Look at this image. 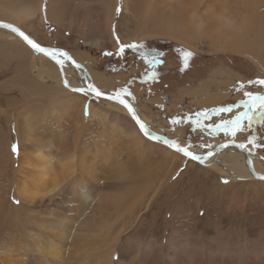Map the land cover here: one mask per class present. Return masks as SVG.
Segmentation results:
<instances>
[{
  "label": "bare ground",
  "instance_id": "1",
  "mask_svg": "<svg viewBox=\"0 0 264 264\" xmlns=\"http://www.w3.org/2000/svg\"><path fill=\"white\" fill-rule=\"evenodd\" d=\"M121 1L122 13L120 20L115 28H113V21L116 18L118 6ZM121 1L45 0L44 2V0H0V22L12 24L32 40L38 42L36 39L39 37L47 38V32L42 31L45 19H52L58 23L57 25H61L62 21H64L63 19L70 12L75 15L76 29L74 31L84 37L86 45L117 48L119 42L115 41L113 37V30L116 29V34H119L121 43H127L130 40L142 42L151 39H170L179 42L186 48L200 53H207V55L214 54L213 56H215L217 54L226 56L227 54L225 53H231L233 56L248 60L260 70V75L264 77V0ZM68 6H71V8L68 9ZM87 12L91 13L90 19H93L91 22L89 20L90 23L88 24L84 20H80V18L85 17ZM59 30L58 32H60ZM0 38L5 39V41L2 40L0 46L4 44L6 46L4 48L5 51L0 52L4 54L0 55V61L5 60L8 55L16 59L18 61L17 74L27 73L25 66L29 54L33 55V53H38L49 59L52 58L50 60L57 62L60 71L57 69L56 82L60 84L62 79L64 85V87L59 86V89H54L56 87L50 85L52 83L47 82L46 89L50 92L51 113H45L43 115L28 113L22 115L21 118L19 117V122L15 121L14 129L17 131L20 147L16 166L13 167L15 173H17L16 178H10V182H12L15 189L17 201L22 205L21 208L20 206L16 207L23 211L25 219L23 220L21 214H17L15 211L13 212L14 215H12L6 210V206L3 203L0 205V264H113L114 249L118 243L117 238H119L118 234H114L113 228L125 213L132 214L131 207L135 206L140 200V196L137 195L131 199L133 201L132 204H129L131 201L129 203L128 201L126 202V199H128L127 195H132L142 188L141 185L139 187L137 186V190L131 192L135 190L137 185L136 180L139 183L142 177L140 178V175L137 174L140 178L137 179V176L135 177V175L133 176L132 173L128 172L129 170H127L126 166L116 160L115 154L112 151L113 149L111 150L107 144H99L93 141L88 142L85 149H76L79 140L82 139V129L84 126H87V122L95 119L99 124H102L108 118V114L103 107H95L92 101L89 104L87 103L89 105L88 116L85 117L83 115L84 102L96 96L87 90V87L88 85H92L95 89L100 90L103 86L108 85L109 81L107 82L106 77L96 68H88L83 64L82 68L74 64L75 58L68 52L58 49H56L57 52L52 51V53H48L49 50L47 53L38 51L19 34L9 28L3 27L2 24H0ZM45 47L47 48L48 46L46 45ZM221 56L220 59L222 58ZM44 78L45 80H49L46 76ZM222 81L219 84L215 83L216 87L213 90L210 86L211 84L213 86L215 85L210 80L206 84V89L202 87L199 89L207 93L205 95L207 100L209 99L210 102L213 100L218 102L219 106L214 109L225 108L231 105L232 100H230V103H227V99H230L231 92L233 94L236 92L231 89L229 84L238 81V79L227 75L223 77ZM70 88H83L85 91H73ZM192 90L189 92H192ZM199 90L195 92L199 93ZM77 92L83 94V99ZM119 95L126 98L122 94ZM235 96L237 95L235 94ZM99 98L109 103L120 105L126 114H131L129 107H125V104L121 105L120 101L104 97ZM62 99H65L66 102L63 103L61 101ZM128 101L130 102V100ZM57 103L64 106L60 109L62 114H66L72 119H70L73 126V134L71 136L72 146L70 140L68 141L67 134L65 135L60 128L51 126L52 128L50 127L47 133H44L46 132L45 130L42 133L38 131L39 126L49 118L56 119L57 122L62 120L59 111L52 117V114L58 109V107L56 108ZM235 105H231V109ZM132 106L135 109V105L132 104ZM225 113L227 112H221L220 115H224ZM108 122H111L110 129L114 131L113 126L119 120L116 119ZM141 122L144 126L149 127L150 130L165 136L164 133L148 125L144 120H141ZM44 125L47 126L50 124ZM135 125L132 123L128 127L126 125L127 129H120L121 132L119 130L117 131L119 134H125L133 146L139 145L142 147L140 144L146 142L142 136L145 134L136 122ZM220 132L222 133L220 134ZM226 132H223L221 129L220 131L214 132L215 136L219 134L217 137H220L222 142L216 144L208 154L204 153L201 149L205 147L200 146L199 148L193 145L195 148L192 150L196 151L195 149H197L200 152L199 154L192 153L200 157L199 160H202L201 164L204 163L218 168H226L232 177L239 179L242 177H255L249 171L247 165H245L246 156L230 143L236 141L227 140L229 133L225 134ZM146 137L152 140L155 139L150 136ZM165 137L167 138V136ZM159 141L162 142L161 139ZM176 143L183 147L178 140ZM219 146L221 147L219 148ZM167 147H169V151H174L179 154L172 146L167 145ZM247 153L255 172L257 170L259 171V167L260 169H264L263 162H259L258 166L255 163L253 164L255 160L254 152L247 150ZM229 155H232L229 160L234 158L229 164L228 162L226 164L225 161L224 163L220 162L222 158L225 159ZM255 161L258 160L256 159ZM101 173L105 175H101ZM134 177L136 180H134ZM143 191L141 189L139 194L142 195ZM64 194L67 195L69 201L72 203H65L64 205L59 203L61 201L59 198ZM62 200L65 199L62 198ZM150 204L151 199L143 211L148 209ZM136 216L138 219L140 215ZM16 222H23V230L20 228L22 231L19 230V232L23 233L24 236L14 234L10 237L9 233L16 226ZM133 223H135V226H133L135 231L134 235H138L141 240L153 236L154 232L159 231L160 227L164 226H161V224L159 226L154 223H146L143 225L141 221H130V224ZM125 225V223L122 224V226ZM189 227L187 226V228ZM17 228L19 226L15 227L16 232H18ZM196 237L197 239L194 240L187 238L178 243L176 242L174 249L177 252H179L178 248L180 247L181 249L191 247L200 250L205 253V263L202 261L204 264H264V253L262 252H251L246 248H240L235 254L228 255V248L231 247V245L229 246V242L226 241L220 244L218 240L214 239L215 237L208 241V239H204L202 231H199ZM150 244V246H145V248L154 251V248L158 244L157 240L151 241ZM214 251H218L219 254L213 256ZM180 257L181 261H186L182 255ZM159 259H162V257ZM163 264L175 263L173 260L165 259Z\"/></svg>",
  "mask_w": 264,
  "mask_h": 264
},
{
  "label": "rangeland",
  "instance_id": "2",
  "mask_svg": "<svg viewBox=\"0 0 264 264\" xmlns=\"http://www.w3.org/2000/svg\"><path fill=\"white\" fill-rule=\"evenodd\" d=\"M70 8L71 6H68V9ZM121 8L122 1L119 3L116 18H114L113 21V28H115L120 20V15L122 13ZM68 14L69 15L63 19L64 21H62L61 25H57L58 23L52 19H45L42 31L48 33H46L48 39L46 37H39L41 39L37 38L36 40L44 46L47 45L50 48H55L60 51L63 50L72 54L75 58L74 61L79 64L101 71L106 77L107 82L109 81L110 83L108 82V85L100 88V91L115 94L119 89H126V91L120 94L126 96V98L135 105V109L141 120H144L148 125L164 133L167 138L178 140L184 148L195 154H199L200 151L197 149H195L196 151L192 150L195 148L193 146L199 148L200 146L205 147L201 149L204 153L208 154L209 151L213 150L216 144L222 142V140H220L221 138L217 137L219 134L215 136L214 132L209 134L203 131L202 133H204L205 136L202 138L197 137L196 132L192 128L193 126L190 125L196 122V118L190 116L191 111L194 112L201 106V99L203 97L205 98L207 94L204 90H199L201 88H197L200 86L206 89V84L210 80L211 83L214 82L213 84L215 85H209L213 90L216 87L215 83H222L223 77L227 75L238 79V81L229 84L231 89L236 91L235 94L237 96L231 92L230 99L227 101V103H230V100H232L234 103L233 105H236L231 112L220 115V118L229 119L231 115L237 116L239 113L244 112L246 109L241 101L251 100L252 105H250L248 111L250 114L252 113L253 119L251 120V124H249V120L246 117V119L244 118L242 120L238 128L230 130V126L227 132L224 129L221 130L226 132L225 134L229 133L227 140H234L240 145L243 144L245 149L254 152L255 160L257 159L258 161L254 160L253 164L255 163V165L258 166L259 162L264 163V120L259 119L257 116L261 105L259 97L264 96V85L249 83L250 81L255 82L264 80V77L260 75V70L248 60L233 56L231 53H225L227 54L226 56L217 54L215 56H213L214 54L207 55V53H200L186 48L179 42L170 39H151L142 42L130 40V42L121 43L119 34H116V29L113 30V37L115 41L119 42L117 48L86 45L84 37L78 35L77 32L76 34L74 31L76 29L75 15L70 12H68ZM90 17L91 13L87 12L85 17L80 18V20H84L88 24L93 20L90 19ZM101 18L99 19L102 20ZM58 29H60V32H58ZM2 40L5 41V39L0 38V43ZM141 44L156 47L162 52L161 65H154L152 68H149V58L139 53V46ZM121 45H137V47H125L122 54L118 55L117 52ZM5 47V44L0 46V52H3ZM48 53H52V51H48ZM108 53H112V55H108ZM187 53H191V55L189 56ZM0 55L4 54L0 53ZM220 56L222 57L221 59ZM46 58V56H41L38 53H33V55L29 54V60L27 59V64L25 66L27 73L21 74H17L18 61L16 59L8 55L5 60L0 61V205L3 203V205L6 206V210L12 215H14V211L17 212V214H21L23 220L25 219L23 211L16 207L20 206L21 208L22 205L17 201L15 189L12 182H10L13 177V179L16 178L17 173H15L13 167L16 166L20 147L17 131L14 129V126L16 124L15 121L19 122L21 116L24 114L38 113L43 115L52 112L50 107V92L46 89L47 82L52 83L50 85H54L56 87L54 89H59V86L64 87L61 76V82L59 81L60 84L56 82L57 69L59 70L57 62L55 60H50L52 58ZM44 76L48 77L49 80H45ZM149 76L154 77V79H150ZM242 83L246 85L243 86ZM191 90L192 92H189ZM197 90L200 92L196 93L195 91ZM245 93H252L253 95L249 97L246 96ZM79 94L83 99V94ZM191 94H194V96ZM96 97L97 96H94L84 102L83 115L85 117L88 116V104L92 101L95 107H103L108 114V118H106L102 124H99L95 119L87 122V126L83 127L84 130L82 129V139L79 140L76 149H85L88 142L93 141L99 144H107L110 146L111 150L113 149L112 151L115 154L116 160L126 166L127 170H129L128 172L132 173L133 176L135 175V177L137 176V179L139 178L138 175H140V178H145L143 180L139 178V184L138 180L134 177V180L137 181V185L135 190L131 192L136 191L137 186L139 187L141 185L142 188H140V190H144L143 194L141 193L142 195H140L139 190L132 195H127L128 199H126V202L128 201V203L137 195L140 196V200L135 206L131 207L133 211L132 214L129 215L125 213L121 220L114 225L113 232L114 234H118L119 238H117L118 243L114 249L113 264H163L165 259L173 260L175 264H204V252L191 247H187L186 249H181L180 247L178 248L179 252L174 249V244H176V242L178 243L187 238H192V240L197 239L196 236L199 231H202L204 239H208V241L215 237L214 239L218 240L220 244L226 241L229 242V246L231 245V247L228 248V255L235 254L240 248H246L251 252L258 251L264 253L263 179L255 177H242L239 179L232 177L226 168H218L210 166V164H201L189 160L181 153L178 154L174 151H169V147L163 142L155 139L152 140L145 135H142L146 141L140 144L142 147L139 145L133 146L125 134H119L117 131L119 130V132H121L120 129H127L132 123L135 125L132 114H126L124 112L125 110H122L123 107L120 105H115L114 103H109L102 100V98ZM173 98L175 101L172 103L177 104L176 109L179 110L173 108L167 110L165 106H161V103L166 105L170 101H173ZM208 100L205 98L204 105L205 107L208 105V111L214 114L215 112L212 111L214 110L213 104ZM61 101L63 103L66 102L65 99ZM62 102L60 103L63 104ZM154 102L156 103V107ZM197 104H199L198 107ZM59 105L60 104L57 103L56 108L58 107V109L52 114V117L59 111L62 120L57 122L56 119L49 118L39 126L38 131L42 133L45 130L46 132L44 133H47L51 126L60 128L65 135L67 134L66 136L69 138L68 141L70 140L72 146V119L70 116L62 114L60 109L64 106ZM204 105L201 107H204ZM150 111L153 113L155 112L154 114L158 115V117L151 116L149 114ZM163 112H166L168 115H177V118H179L181 122L184 120V116H189L190 120H184V123L180 126L183 128L181 129L178 127V123L181 122L175 123L170 121L171 124L163 123L166 120V116H168H162V114H164ZM216 115L214 114L215 117L212 121L217 122L219 117L216 118ZM157 118H163V121L161 122V120ZM177 118H174L175 121H178ZM116 119H118L119 122L114 124L113 128L115 130L111 131V122L108 121H114ZM44 124L50 125L46 126ZM185 126L190 127L186 137L181 138L174 136L177 133L176 131L184 130ZM173 127L178 129L176 130ZM221 133L222 132H220V134ZM179 134L181 135L180 132ZM250 137L252 139H249ZM211 138H217V140ZM148 145H150V148ZM13 146L15 147V151H13ZM231 156L232 155L226 158L224 157L226 160L221 157L222 161L220 162L224 163L225 161L226 164L227 162L229 164L234 159L232 158L229 160ZM218 157L220 158L219 155ZM257 172L264 173V169H260L259 167V171L257 170ZM18 175H20V173H18ZM101 175L105 174L101 173ZM148 184L151 186L149 185V187ZM61 197L65 200H62ZM61 197L59 198V200H61L59 201L61 205L72 203L69 201L66 194ZM150 199V207L143 211ZM132 203L133 201L129 204ZM136 215H140L138 219ZM135 218L137 221L143 222V225L146 223H154L159 226L160 224L164 226L160 227L159 231L154 232L153 236L141 240L138 235V237L134 235L135 231L133 226H135V223L130 224V221H136ZM23 222H16L15 227L19 226V228H17L18 232L15 231L14 227L9 233L10 237L14 234L24 236L23 233L19 232V230H21L20 228L24 226ZM123 223L126 225L122 226ZM187 226L190 227L187 228ZM180 236H182V238H180ZM134 237L137 238L135 239ZM150 240H157L158 244L156 248H154V251L145 248V246L148 247L151 245ZM148 252L151 255H149ZM214 252L212 254L213 256L219 254L218 251ZM160 255H162V259H159L161 258ZM180 255L186 259L185 262L180 260ZM121 256L123 257L121 258Z\"/></svg>",
  "mask_w": 264,
  "mask_h": 264
},
{
  "label": "snow or ice",
  "instance_id": "3",
  "mask_svg": "<svg viewBox=\"0 0 264 264\" xmlns=\"http://www.w3.org/2000/svg\"><path fill=\"white\" fill-rule=\"evenodd\" d=\"M2 26L11 29V30L14 31V32H17L20 36L23 37L24 40H26L30 45H32L33 48H35V49H39V50H41V51H46V49H42V48L40 47L39 44H36V43H34V41H32L31 39H29V37L26 36L22 31H20L19 28H16V27H14V26L11 25V24H3ZM125 47H137V45H121V47H120V49L118 50L117 54H118V55H119V54H122V52H123V50H124ZM139 47L142 48L143 45L141 44ZM108 55H112V53H108ZM187 55L190 56L191 53H187ZM157 62H160V61H157ZM249 83H256V84L264 85V80H258V81H255V82L250 81ZM88 89H90L91 91L95 92V94H96L97 96L103 95V93L99 92V91H98L97 89H95L92 85H88ZM73 91H85V89H83V88H77V89H73ZM124 91H126V89H119V90H117V95H116V96H109L108 98H109V99H117L118 96H119V94H120L121 92H124ZM245 95L251 97L253 94H252V93H245ZM259 100L261 101V105H260V110H259V112L257 113V116H258L259 119L264 120V96H260V97H259ZM120 103H121V104H125V101H124V100H120ZM241 103L244 105V107H245V109H246L244 112L239 113V114L235 117V119H233V120H222L221 123L215 124L214 127H215L216 129H224L225 131H227V129H228L230 126H231L233 129H236V128H238V127L240 126V121H241L242 119L246 118V117H247L248 120H249V124H251V120L253 119V117H252V115L250 114V112L248 111V109H249L250 105H252V101H251V100H244V101H241ZM125 107H128V105L125 104ZM231 107H232V106L229 105L228 107L214 109L213 111H214L215 113H217V114H218V113H221V112H230V111H231ZM129 111H130V112L132 111V109H131L130 107H129ZM133 118H134V119L136 118V117H135V113H133ZM136 122H137L138 124H140V129H141V131L144 132V134H145L146 136H150V137L155 138V139H157V140L162 139L161 137H159V136H155V134L150 133V132L146 129V127H145L142 123H140V121H139L138 119H137ZM249 139H252V138L250 137ZM164 142L167 143V144H169L170 146H175V147H176V150H177L178 152H184V154H185L186 156H189V157H191L192 159H197V160L200 159L199 156H197V155L193 154L192 152L188 151L186 148H181V147H179V145H178L175 141L164 140ZM240 147L243 148L244 145L241 144ZM13 151H15V147H14V146H13Z\"/></svg>",
  "mask_w": 264,
  "mask_h": 264
},
{
  "label": "crops",
  "instance_id": "4",
  "mask_svg": "<svg viewBox=\"0 0 264 264\" xmlns=\"http://www.w3.org/2000/svg\"><path fill=\"white\" fill-rule=\"evenodd\" d=\"M200 88V86L197 88V89H199ZM192 96H194V94H191ZM176 98H178V97H176ZM179 99V98H178ZM198 100V99H197ZM175 100H174V98H173V101H170L169 103H167L166 105L164 104V103H161V106H165L166 108H167V110L168 109H171V108H173V109H175V110H179V109H176V107H177V104H174V103H172V102H174ZM227 101H228V99H227ZM204 103H205V98L203 97L202 99H201V106H203L204 105ZM213 105H214V107H213V109L215 108V107H218L219 106V104H218V102H216V101H212L211 102ZM156 103L154 102V105H155ZM234 103H232L231 102V105H233ZM198 107V104H197V107H198V109H196L194 112L193 111H191V113H190V116H192V117H195L196 118V122H194V123H189L190 125H192L193 127V129H194V131L196 132V135H197V137H200V138H202V136H205V134L204 133H202L203 131H206L207 133H209V134H211V132H216V131H220V129H216L215 127H211V126H214L215 124H218V123H221V121L222 120H233V119H235V116H233V115H231V118H229V119H221V118H219L218 120H217V122L216 121H211V120H213L214 118V114L216 115V113H214V114H211V112H209L208 111V107ZM155 107H156V105H155ZM211 107V106H210ZM231 111H232V109H231ZM230 111V112H231ZM167 112V111H166ZM166 112H163L164 114H162V116H166V115H168ZM149 114L151 115V116H153V117H156L157 115L156 114H154L153 112H149ZM195 114V115H194ZM221 113H218L217 115H216V117H220L219 115H220ZM251 115H252V113H251ZM149 116V115H148ZM150 117V116H149ZM181 117V116H180ZM174 118H177V115H168V116H166V120H165V122H163V123H165V124H170L171 122L170 121H172V122H181V120L179 119V118H177L178 119V121H175V119ZM184 118V120H190V117L189 116H184L183 117ZM157 119H159V120H161V122L163 121V118H157ZM221 119V120H220ZM246 119V118H245ZM184 120H182V122L181 123H178L179 124V128H181L180 126L182 125V123H184ZM243 120V119H242ZM242 120L240 121V123L242 122ZM199 121V122H198ZM186 123V122H185ZM211 123V124H210ZM174 128V127H173ZM189 128L190 127H186L185 126V128H184V130H178V131H176L177 133L174 135V136H176V137H186V135H188V133H189ZM212 128V129H211ZM174 129H178V128H174ZM181 129H183V128H181ZM231 129H233L232 127H230V130ZM179 132L181 133V135L179 134ZM245 133V132H244ZM166 135H168V134H166ZM175 137V138H176Z\"/></svg>",
  "mask_w": 264,
  "mask_h": 264
},
{
  "label": "water",
  "instance_id": "5",
  "mask_svg": "<svg viewBox=\"0 0 264 264\" xmlns=\"http://www.w3.org/2000/svg\"><path fill=\"white\" fill-rule=\"evenodd\" d=\"M0 24H9V23H6V22H0ZM12 25V24H11ZM15 27V26H14ZM17 28V27H16ZM21 31V30H20ZM17 33V32H16ZM18 34V33H17ZM26 35V34H25ZM26 36H28V35H26ZM22 37V36H21ZM29 37V36H28ZM23 38V37H22ZM29 39H31L30 37H29ZM32 40V39H31ZM32 41H34V40H32ZM34 43H36V44H39L38 42H36V41H34ZM40 45V47L42 48V49H46V51H41V50H39V49H37L38 51H40V52H42V53H47V51L49 50V51H54V52H57V50L55 49V48H50V47H45V46H43V45H41V44H39ZM74 64H76V65H79V66H81L82 68H83V65L82 64H79L78 62H73ZM70 89H77V88H70ZM87 90H89L91 93H93L94 95H96L95 94V92H93V91H91L90 89H88V87H87ZM99 92H101V93H103V95H100L99 97H104V98H108L109 96H116L115 94H112V93H106V92H103V91H100V90H98ZM97 96V95H96ZM114 100H117V101H120V100H124L125 101V104H127L128 105V107H130L131 109H132V111H131V114H132V116H133V113H135V122L137 121V119L140 121V123H142L141 122V119L139 118V116H138V114L136 113V111H135V109H134V107L132 106V104L126 99V98H124L123 96H118V98L117 99H114ZM137 123V122H136ZM138 124V123H137ZM138 126L140 127V124H138ZM146 127V126H145ZM146 129L150 132V133H153V134H155V136H159V137H161L162 139V142L165 144V145H169V144H167V143H165L164 142V140H168V141H175L174 139H169V138H166L165 136H163L162 134H159V133H157V132H155V131H152V130H150V128L149 127H146ZM176 142V141H175ZM230 143H232L235 147H237L240 151H242L243 153H244V155L246 156V165H247V167H248V169H249V171L256 177V178H259V179H263L264 180V174H259V173H257V172H255L254 170H253V168H252V166H251V163H250V159H249V155H248V153H247V151L244 149V147L242 148V147H240V144L238 143V142H230ZM174 149H176V147L175 146H172ZM179 147H181V148H183L182 146H180L179 145ZM221 146H219V148H220ZM179 153H181L182 155H184V156H186L185 154H184V152H179ZM187 157V159H189V160H193L194 162L196 161V162H198V163H201V161L202 160H197V159H192L191 157H189V156H186Z\"/></svg>",
  "mask_w": 264,
  "mask_h": 264
},
{
  "label": "flooded vegetation",
  "instance_id": "6",
  "mask_svg": "<svg viewBox=\"0 0 264 264\" xmlns=\"http://www.w3.org/2000/svg\"><path fill=\"white\" fill-rule=\"evenodd\" d=\"M139 53H141L144 57H148L149 61H148V65L149 68H152V66L154 65H161L162 62V52L157 49L156 47H150V46H145L143 45V47L139 49ZM160 61V62H157ZM150 79H154V77L149 76ZM156 79V78H155Z\"/></svg>",
  "mask_w": 264,
  "mask_h": 264
}]
</instances>
